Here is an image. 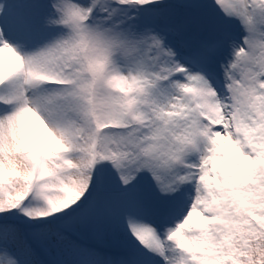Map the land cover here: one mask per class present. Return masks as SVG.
Here are the masks:
<instances>
[{
	"label": "snow or ice",
	"instance_id": "snow-or-ice-1",
	"mask_svg": "<svg viewBox=\"0 0 264 264\" xmlns=\"http://www.w3.org/2000/svg\"><path fill=\"white\" fill-rule=\"evenodd\" d=\"M0 264H264V0H0Z\"/></svg>",
	"mask_w": 264,
	"mask_h": 264
},
{
	"label": "rangeland",
	"instance_id": "rangeland-1",
	"mask_svg": "<svg viewBox=\"0 0 264 264\" xmlns=\"http://www.w3.org/2000/svg\"><path fill=\"white\" fill-rule=\"evenodd\" d=\"M97 248L101 251L102 254L107 253L109 255H117L118 249L115 247L114 238L109 237L105 240L94 241Z\"/></svg>",
	"mask_w": 264,
	"mask_h": 264
}]
</instances>
